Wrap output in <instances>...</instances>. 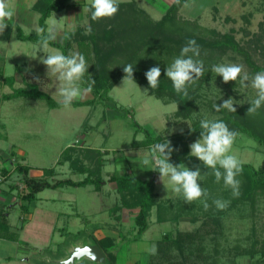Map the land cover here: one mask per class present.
Instances as JSON below:
<instances>
[{"label":"rangeland","instance_id":"rangeland-1","mask_svg":"<svg viewBox=\"0 0 264 264\" xmlns=\"http://www.w3.org/2000/svg\"><path fill=\"white\" fill-rule=\"evenodd\" d=\"M35 1L8 0L15 10L12 20L26 35L36 34V28L39 27L38 14L31 10ZM74 2L73 6H79L87 4L88 0ZM161 7L159 8L163 9ZM183 7L180 8L178 16L186 21L197 22L200 28H195L196 33L210 38L213 36L212 31L224 34L234 29L235 40L248 52L251 62L257 67H264L261 48H252L248 43L254 36H261L264 0H190ZM70 10L68 9L67 15L66 10L55 13L57 20L63 18L59 22L60 36L57 41H61L64 32L74 31L76 26H88L84 7ZM161 16L152 15L155 20H159ZM53 19L54 13L47 19V25ZM263 43L264 36L261 39V44ZM73 49L70 52H78L75 45ZM54 50L57 49H48L49 52ZM43 52L38 42H21L15 35L9 42L0 41L4 74L15 78V87L22 86L23 80L24 85H27L31 83L33 76H38L39 90L60 102L61 97L56 92V77L48 76L46 66L40 63V57L46 58V53ZM208 55L200 53L198 59L207 60L211 67L219 63H236L242 65L249 75L256 73L252 72L241 54L229 51L218 60L216 55ZM35 56L37 57L33 58ZM123 78L109 93L111 101L104 105L56 109L48 108L44 101L38 99L4 100L2 96L11 93V89L1 84V168L11 169L13 163L27 165L31 168L29 175L35 178H42L46 169H54V175L48 178L50 182L63 179L80 181L85 175L76 173L69 162L63 161L62 152L66 148H73L72 156L75 157L82 150L92 149L103 156L100 174L103 185L100 191L93 190L92 185L78 188L64 186L55 190L45 189L37 195L38 199L31 204L30 210L33 213L30 220L33 217L36 220L43 215L41 222L45 226L39 232L38 223H34L27 232L20 234L23 240L31 244L36 241L35 235L39 241L38 251L30 252L28 258L31 256L30 260L36 264H63L61 261L69 256L73 247L93 241L94 231V235L98 237L106 234L114 238L111 251L115 255V264H134L135 261L137 264H166L156 253L150 254L148 249L156 247L155 241L165 233L179 228L191 233L184 241V252L193 248L191 252L194 257L189 260L200 256L207 263L217 261L218 264H264V254L260 253L264 251V193L254 197L253 203L250 200L234 202L231 189L225 188L221 181L219 185H211L206 189L209 208L205 210L204 198L190 205L186 204L181 196L171 191L170 185L168 190L165 188L158 172L143 169L138 164L150 155L151 147L142 146L141 143L146 139V134L151 138L159 136L169 141L179 133L189 135L192 126L200 124V120H215L222 115V110L229 112L227 109L216 112L214 104H222L231 97L238 110L255 99V90L251 87L242 88L239 79L224 83L221 76H216L210 70L205 81L194 92L197 95L194 100L195 112L189 119L184 120L174 115L177 110L175 103L157 99L150 95L147 88L136 82L123 84ZM90 98V93H86L82 99L74 101ZM194 141V137L189 140L188 148ZM232 154L242 164L264 169L263 147L245 135L236 137ZM183 164L192 170L200 167L199 183L205 189L202 175L204 169L201 167L203 164H197L196 161H186ZM122 173L141 180L155 177L156 201L169 202L172 210L180 214L177 222L160 225L156 221V209L153 208L150 229L139 240L134 241L132 212L126 211V208L115 211V207H121V200L114 183L109 180L112 175ZM165 183L167 184V180ZM24 190L23 177L18 172L13 171L8 179L1 177V206L5 207L8 221L13 226L9 232L1 229V234L7 237H15L16 230L29 217L20 208L19 194ZM216 199L230 203L226 209L217 210L213 204ZM45 209L53 210L54 213L45 215ZM41 211L43 214H40ZM56 212H63V216L56 220ZM76 213L80 215L76 217ZM192 218H196V221L193 222ZM97 230L101 232L97 233ZM255 242L256 253L250 256L248 250L252 249ZM4 246L7 248L10 245L1 241V253L5 250ZM214 249L219 253L215 254ZM22 257L24 256L18 255L15 261L25 264L21 261ZM72 264L101 263L81 259Z\"/></svg>","mask_w":264,"mask_h":264},{"label":"trees","instance_id":"trees-1","mask_svg":"<svg viewBox=\"0 0 264 264\" xmlns=\"http://www.w3.org/2000/svg\"><path fill=\"white\" fill-rule=\"evenodd\" d=\"M186 1L180 0L177 3V0H175L166 10L165 14L156 21L151 19L145 11L138 8L134 2L118 3L119 11L114 18L92 21L87 12V28L77 27L74 31H67L70 36L69 39L52 42L50 47L62 51L65 55H68L71 49H73V45H75L78 49L77 51L85 56L89 65L88 73H85L84 80H95L93 90L90 92L91 98L85 101H73L71 106H96L99 104L104 105L108 101H111L109 93L121 78L124 77V65L131 63L134 66L133 77L137 84L147 88L150 95H153L157 99L166 103H175L177 106L174 114L176 118L189 119L192 113L195 112L194 100L197 98V95L194 92L201 82L207 78L211 70V64L208 65L207 60H203L204 74L195 84L189 87L188 96L186 97L182 94H176L171 81L165 76L167 65L172 62L174 57L179 55L181 48L189 39H195L199 45L200 53L209 54V57L216 55L218 60L219 57L232 51L243 55L245 61L253 70L252 72L264 71V67H257L251 62L248 52L235 40L234 29L224 34L212 31L211 34L213 36L210 38L196 33L195 28H200L197 22L186 21L178 16L180 8ZM74 3V0H36L31 10L38 14L39 27L47 28V19L52 13H60L72 4L74 5ZM7 23L8 28L4 33H0L1 42H9L13 35L21 42H38L36 34H24L12 19L7 21ZM261 26V36H254L248 43L252 48H261L264 56V43L261 44V39L264 36L262 34L264 32V19ZM89 27L91 28L90 32L88 31ZM3 66L4 62L1 57L0 85H7L11 89V93L2 96L4 100L8 101L18 98L38 99L44 101L50 109L63 107L60 102L55 101L47 93L39 90V80L35 79L38 76H33L30 79L31 83L27 85H24L25 81L23 80L22 86L15 87V78L6 76ZM153 66H159L161 69L159 86L154 90L149 87L144 75ZM249 107L250 104L242 106L235 113L224 112L222 110V115L215 120H222L230 130L236 131L238 135H245L253 139L264 149V106L254 115H247ZM200 130V124L196 123L190 130L191 134L179 133L170 140L174 148L170 158L171 163L176 165L186 161H196L197 164L202 163L198 158L189 156L188 148L189 140L193 137L197 140L200 136ZM164 141L165 139L162 137L156 136L155 138H151L149 134H146V139L141 143L142 146L151 147L156 143ZM73 151V148H66L61 155L63 161L69 162L76 173L85 175L84 179L80 181L63 179L50 182L48 178L54 175V169H46L43 171L42 178H35L29 175L31 168L27 165L13 163L11 169L1 168V177L3 179H8L13 171L22 175L25 190L19 194V200L21 201L20 208L25 215L29 213L31 204L37 200V195L45 189L55 190L64 186L78 188L92 185L93 190L100 191L103 185V180L100 176L103 164L102 154L92 149H86L73 157ZM81 159L88 164L82 162ZM201 167L204 169L202 175L205 189H209L211 185H219V183L215 182L213 175H205V173L211 172V169H206L203 165ZM242 168V173L237 177L240 181L239 195L233 197L232 201L250 200L253 203L254 197L258 196L259 193H264V169H256L249 164H242ZM109 180L114 183L121 200V207H115V211L122 208L136 210L133 219L134 241L139 240L142 234L149 229L153 208L156 209V221L158 223H174L179 219V212H174L169 202L158 203L156 201L154 177L148 180H141L122 173L120 175H112ZM5 211V207L1 206V229L4 232H9L11 226L8 221L7 212ZM26 221L27 218L23 223ZM192 221H196V218H192ZM189 235H191L189 231L179 228L165 233L159 240L155 241L156 256L166 264H218L216 263L217 261L207 263L200 256L198 258L195 257V260H189V258L194 257L193 252H191L193 248L184 252V241ZM1 236L16 240L17 234L15 237H7L3 234ZM92 243L102 250L106 263L115 264V255L111 251L115 243L114 238L103 237L94 239ZM256 244L257 242L253 244L252 249L248 250L250 256L255 255ZM174 250L176 254L173 252ZM213 252L215 254L219 253L217 249H214ZM260 253L264 254V251L262 250Z\"/></svg>","mask_w":264,"mask_h":264},{"label":"clouds","instance_id":"clouds-1","mask_svg":"<svg viewBox=\"0 0 264 264\" xmlns=\"http://www.w3.org/2000/svg\"><path fill=\"white\" fill-rule=\"evenodd\" d=\"M180 0H177L179 3ZM90 15L92 21H99L105 18H114L119 11L117 0H88V7L85 9ZM15 15V10L9 5L8 0H0V33H4L8 28L7 21ZM55 18L47 28L37 27L36 35L38 45L46 53L45 57H40V63L46 66L47 74L55 76L57 80L56 92L61 97L60 103L64 108L71 107L74 100L82 99L86 93L93 90L95 80L85 81V73H88L89 65L83 54L79 52H70L65 55L60 50L49 52L48 49L52 42H55L60 36L59 22L62 20ZM91 31V28H88ZM69 33L65 32L61 40L69 39ZM200 55L199 45L195 39H189L181 48L178 56L174 57L172 62L165 69V76L171 81L176 94L188 96V89L195 84L204 74L203 61L198 59ZM37 56L33 57L36 58ZM123 78L124 83L134 81V66L129 63L124 65ZM211 72L216 76H221L224 83L237 81L239 79L242 88L251 87L255 90L256 97L251 100L250 107L247 109V115H254L264 106V71H258L254 75H249L242 65L236 63H219L211 67ZM148 85L151 89L159 86L161 69L159 66H153L144 73ZM35 79L39 80L38 77ZM234 100L229 97L222 104H214L216 112L221 109H227L235 113ZM200 136L189 145L190 157H196L202 162L206 169L211 172L205 175H213L215 182L223 181L225 188L231 189L234 197L239 195L240 181L237 177L242 173V163L236 155L232 154V146L238 136L234 130H230L222 120L202 119L200 120ZM174 148L169 140L162 143H156L151 146L150 155L138 162L143 169L157 171L159 179L163 182L165 188L171 186V191L181 196L186 204H192L194 201L203 200L205 210L209 208L207 203L208 192L201 187V169H189L183 163L176 165L170 162ZM153 166V167H150ZM223 170V171H221ZM167 180V184L165 183ZM230 201L216 199L213 201L217 210H224L228 207ZM92 260H96L95 254L87 250ZM150 254L156 253V247L148 249Z\"/></svg>","mask_w":264,"mask_h":264},{"label":"crops","instance_id":"crops-1","mask_svg":"<svg viewBox=\"0 0 264 264\" xmlns=\"http://www.w3.org/2000/svg\"><path fill=\"white\" fill-rule=\"evenodd\" d=\"M174 1L175 0H117L118 3L134 2L138 8H140L143 11H145L149 15V17L151 19H153V20H155V17L153 18L152 15L154 16L155 14H157V15L159 14V15H162L163 16L165 14L166 10L169 8V6ZM187 1H190V0H187ZM187 1L183 5L184 7H186ZM78 7L79 8L80 7H84L86 9L88 7V3L87 4L85 3L84 5H79V6H73V4H72L67 9H65L66 10V15L69 12L68 9H71L70 11H73L75 9H78ZM159 7L163 8V9H160ZM86 13H87V11H85V16H87ZM77 27L78 26H76L75 28H77ZM0 59H1V57H0ZM0 129H1V85H0ZM0 145H1V137H0ZM154 179H155V177H154ZM47 209H49V208H47ZM47 209H45V211H44L45 215H47V213H49V214L54 213L53 210L48 211ZM32 211H33L32 209L31 210L29 209V213H28L29 215L28 214L26 215V216H29V217L27 218V221L25 223H23V225H21V227H19L20 229L18 231L15 229L16 232H17L16 233L17 234L16 240L7 239V238H5V236H1V216H0V264H20L17 261H15L16 260V257L18 255L24 256V257H22L21 261L22 262H25V264H36L32 260H30L31 256H30V258H28V256L30 255V252H32V251L33 252L38 251L39 246L37 244H39V241L37 240V236L36 235L34 236V238L36 239L35 243L34 244L33 243L31 244V242L29 243V241L23 240L22 239V236L20 235V234H23V233L27 232L28 228L30 226H33L34 223H38V225H39V228H38L39 232H41L43 230V226H45L44 222H41V220L43 218V215H40V218L41 219L40 218H36V220H33V218H34L33 217L30 220V217H31V215L33 213ZM126 211H127V209H126ZM128 211L129 212L130 211L132 212V216L134 218V216L136 214V210H128ZM42 212L43 211H41L40 214H43ZM0 214H1V146H0ZM78 215H80V214H78V213L75 214L76 217ZM55 216H56V220H57L59 217H62L63 216V212H56V215ZM167 223L169 224V222H164V223H159V224L160 225H164V224H167ZM132 225H133L132 226V229H133V227H134V221H133V224ZM10 226H11V224H10ZM11 227H13V226H11ZM149 229H150V227H149ZM96 232L97 233H100L101 231L100 230H97ZM38 236H40V235H38ZM103 237H110V236H107L106 234H103L102 236H99L98 237V236L94 235V233L92 235V238H94V239H100V238H103ZM1 241L7 243L8 245H10L7 248H6V246H4L5 247V250L3 249V252L2 253H1ZM92 242L93 241H91V244H92ZM10 247H12V248H10ZM128 263H131V262H128ZM22 264H24V263H22ZM126 264H127V262H126ZM131 264H133V263H131ZM134 264H137V262L135 261Z\"/></svg>","mask_w":264,"mask_h":264},{"label":"water","instance_id":"water-1","mask_svg":"<svg viewBox=\"0 0 264 264\" xmlns=\"http://www.w3.org/2000/svg\"><path fill=\"white\" fill-rule=\"evenodd\" d=\"M91 250V252L93 254H95L96 256V260H92L90 258V254L87 250ZM81 259H87V261H90L92 263H101V264H105L106 263V259H105V255L104 253L101 251V249L96 245V244H91V243H86L84 245H78L73 247V249H71V252L69 254V256L61 261L63 264H72L75 261H80Z\"/></svg>","mask_w":264,"mask_h":264}]
</instances>
